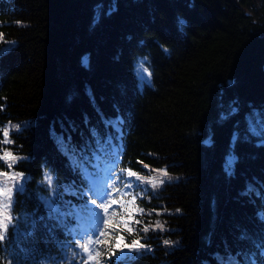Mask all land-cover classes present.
Segmentation results:
<instances>
[{
    "label": "trees",
    "instance_id": "16d2710c",
    "mask_svg": "<svg viewBox=\"0 0 264 264\" xmlns=\"http://www.w3.org/2000/svg\"><path fill=\"white\" fill-rule=\"evenodd\" d=\"M111 3L0 0V128L23 125L10 132L14 144L0 147L30 157L16 165L27 191L13 195L12 220L0 240V255L7 259L0 264H48L64 255L55 241L67 237L39 219L46 212L37 197L48 192L38 181L45 167L54 170V183L57 177L73 178L51 131L59 134L73 121L78 129L71 133L73 141L81 143L82 135H89L84 114L101 134L106 129L98 112L123 119L116 173L169 170L175 177L157 195L145 191L134 204L125 197L123 212L110 216L115 233L129 212L139 221L131 224L134 235L124 234L129 242L140 237L151 251L132 264H217L211 254L223 253L225 241L233 253L250 247L237 239L238 225L250 234L259 227L255 213L264 204L239 192L253 177L264 181V148L254 147L255 140L237 143L240 159L230 180L222 165L235 125L242 133L246 127V105L264 107V0H115L117 10L93 24L94 6L103 4L106 12ZM178 19L185 24L178 25ZM140 59L151 72V85L141 89L134 71ZM233 101L238 113L218 122ZM68 132L65 127V139ZM28 213L36 214L35 228L25 235L29 229L20 218ZM103 218L101 212L97 234L104 230ZM158 222L163 231L153 229ZM165 239L172 244L164 245ZM113 243L120 255L122 241L117 237ZM92 247L107 259L106 246ZM75 259L79 264L81 257Z\"/></svg>",
    "mask_w": 264,
    "mask_h": 264
},
{
    "label": "snow or ice",
    "instance_id": "6c2138e0",
    "mask_svg": "<svg viewBox=\"0 0 264 264\" xmlns=\"http://www.w3.org/2000/svg\"><path fill=\"white\" fill-rule=\"evenodd\" d=\"M103 7V4L94 6L93 24L99 23L102 16H110L117 10L115 0H112L106 12L103 11ZM177 23L183 26L185 21L178 19ZM164 51L167 52L168 49H164ZM144 60L147 61L148 57H144ZM88 63L89 58L87 56L83 57L82 64L87 66ZM135 75L139 79L141 88L145 84H151L150 69L143 62L137 63ZM86 94L89 96L95 110L94 96H92L90 90ZM237 104L238 101H233L226 112H221L218 122L223 123L234 114H237L239 111ZM246 107L249 108L244 118L246 127L242 133L239 130V124L235 125V130L230 134L229 149L223 157L222 171L229 180L234 178L235 166L240 159L235 152L237 143L253 144L255 140L254 147L264 148V107H258L255 104L246 105ZM2 110L3 108L0 107V111ZM97 114L106 129L105 133L101 134L96 126H92L90 118L87 114H84L83 124L88 128L89 135L87 137L82 135V142L79 144L75 143L72 138L71 133L78 131L73 121H69L67 125H62L59 134L54 128L51 131V136L59 151L68 159V167L73 178H66L61 181L57 177L54 183V170L45 167L43 171L44 178L38 181L41 185H47L48 192L46 196L37 197L46 212V217L39 216V219L43 221L46 218L52 223L53 228L60 230L61 234L67 237V241L63 243L59 239L55 241L59 244L64 255L59 261L52 259L48 264H65V262L67 264H78L75 259L76 255L81 257L79 264H132L133 261L151 251L145 247L144 243H141L140 237L137 236L129 242L124 234L125 232L129 235L135 234V229L131 227V224L133 222L139 223V221L135 220L134 214L129 212L126 217L122 218L121 224H117V228L121 229L118 233H115L109 227L110 224L115 223L114 220L110 219V216L114 217L123 212L124 205L122 202L125 197L131 196V203L134 204L136 199L146 191L141 187L144 183L150 184L155 189L164 181L153 182L152 179H146L145 175L138 174L137 171L130 168L122 169L121 173H116L117 159L123 151L120 140L124 121L119 115L112 118L105 117L102 112ZM21 127L23 125L10 124L9 127L0 128V135L3 137L0 144H14V141L10 138V132H18ZM65 127H69L67 139H65ZM206 143H213L211 136H209ZM27 159H30V157L20 156L18 152H14L11 148L0 147V240L5 239V233L12 220L10 211L14 203V193L21 194L27 191L24 174L16 168L21 160ZM160 175L166 177L167 172L161 170ZM132 178L139 181V184L134 183ZM253 195L264 204V181H260L256 177L248 180L245 188L239 192L241 197H252ZM65 197L71 198L66 199ZM5 210H8V215H4ZM136 211L142 212L140 209ZM179 211L177 209V212ZM101 212L104 214V230L97 234L101 222ZM35 218V213H28L20 218L29 229L25 235H29L34 231ZM255 218L259 225L255 233L250 234L246 228L237 226L240 231L237 239L249 242L250 247L233 253L227 247L225 241L223 253L211 254L217 264H264V208L255 213ZM19 225L20 220H17L16 225L13 227L14 234L18 231ZM155 228L163 231V226L160 223H157ZM141 231L146 233L149 231V227L145 226ZM107 237H111V239H106ZM117 237L122 241L120 255H116L114 251L115 244L113 241ZM81 239H83L82 243L77 244L74 242ZM143 239L147 240V237ZM205 240L210 246L211 233L205 237ZM93 244L106 246V251L109 252L107 259H104L102 251L92 247ZM163 244L170 245L172 241L165 239ZM77 249L79 252H77ZM130 253H135V255ZM0 259H7V257L0 255ZM14 264H20V261L17 260ZM35 264H45V261H37Z\"/></svg>",
    "mask_w": 264,
    "mask_h": 264
},
{
    "label": "rangeland",
    "instance_id": "374dc122",
    "mask_svg": "<svg viewBox=\"0 0 264 264\" xmlns=\"http://www.w3.org/2000/svg\"><path fill=\"white\" fill-rule=\"evenodd\" d=\"M144 60L143 59H140V61H138L137 63H139V62H143ZM137 63H136V65H137ZM145 64V63H144ZM136 65H135V67H136ZM135 67H134V71H135ZM146 79H147V77H146ZM145 85H151V84H145ZM137 87L139 88V89H141V87H140V84H139V79L137 78ZM144 87V86H143ZM160 171L161 170H148L147 172H142V173H138V174H141V175H145V177H146V179H148V178H150V179H152L153 180V182H156V181H159V180H163L164 182H163V184L166 182V181H168V180H171V179H173V178H175V177H172L171 175H170V171L169 170H163V171H166L167 172V176L165 177V176H161L160 175ZM132 180H133V182L134 183H137V184H139V181H135V178H132ZM163 184H160L157 188H152L151 187V185L150 184H148V183H144L143 185H141V187L143 188V189H145L146 190V195L148 196V197H150V194H152L153 196L154 195H157L158 194V192H157V189L159 188V187H161V185H163ZM152 201H156V199H151ZM158 223H160V222H158ZM157 224V223H156ZM155 224V225H156ZM161 224V223H160ZM154 225V223H151V227ZM155 225L153 226V229L154 230H156V231H158V230H160V229H158V228H155ZM162 225V224H161ZM163 226V225H162ZM163 228H164V226H163ZM158 235V234H157Z\"/></svg>",
    "mask_w": 264,
    "mask_h": 264
}]
</instances>
